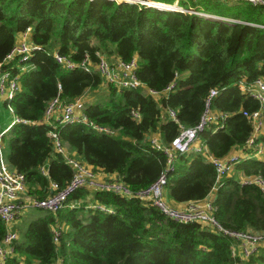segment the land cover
<instances>
[{
    "label": "trees",
    "instance_id": "obj_1",
    "mask_svg": "<svg viewBox=\"0 0 264 264\" xmlns=\"http://www.w3.org/2000/svg\"><path fill=\"white\" fill-rule=\"evenodd\" d=\"M157 1L215 16L126 0H0V62L19 72L21 83L6 103L25 119L13 123L3 136L8 134L7 159L26 175L30 195L47 196L52 180L65 185L74 173L55 147L52 128L59 131L70 156L97 171L116 173L115 179L135 191L150 185L167 167V154L153 145L152 135L169 143L180 123L196 125L213 87L219 88L213 109L225 116L200 133L209 153L224 157L238 147L254 153L246 146L254 126L244 110L259 109L260 101L241 83L264 77V3ZM28 26L41 48L28 59L15 56L6 62L18 34ZM55 51L75 61L89 55L93 64L100 54L127 60L136 55L137 73L146 86L120 87L106 81L94 66L68 68L58 62ZM171 83L173 87L164 91ZM150 87L163 92L154 95ZM88 90L92 93L85 113L115 132L100 131L83 120H45L47 105L57 94L64 102L79 96L85 100ZM169 108L177 111L180 122L170 116ZM262 115L264 119V108ZM257 140L264 144V130ZM237 168L264 177V155L246 158ZM217 176L207 153H179L169 173L168 193L177 202L198 201L217 186L213 215L221 224L232 230H264V189L230 173L217 185ZM91 202H102L114 212L94 208ZM6 230L0 218V241ZM18 233L15 253L6 264H47L58 258L68 264H264V243L242 257L233 253L236 240L211 225L177 221L137 195L88 186L73 192L65 207L47 210Z\"/></svg>",
    "mask_w": 264,
    "mask_h": 264
},
{
    "label": "built area",
    "instance_id": "obj_2",
    "mask_svg": "<svg viewBox=\"0 0 264 264\" xmlns=\"http://www.w3.org/2000/svg\"><path fill=\"white\" fill-rule=\"evenodd\" d=\"M121 1V0H119ZM149 4L164 9H179L189 12H196L200 14H208L195 8H183L178 4L167 3L164 1L153 0L161 4H152L148 0H126ZM254 3H264V0H250ZM32 31V27L28 26L24 34ZM41 48L40 45L29 39L17 41L11 52L7 56L6 62L12 60L15 56H20L22 59H28L34 49ZM55 56L59 63L68 67L74 68L81 66L86 70H91L93 66L100 71L104 79L110 83H114L120 87H139L146 86L144 81L138 76L137 69L139 66L138 56L127 60L120 56L108 58L104 54H100L97 62H92L89 55L81 61H75L70 56L55 51ZM25 69L24 65L20 66ZM243 83L244 89L248 90L251 95L260 101V108L254 111L244 110V113L253 122V132L249 137L246 146L254 148L255 152L262 153L264 151V144L258 141L259 133L264 130L263 108H264V77H258L249 83ZM174 83L169 84L164 91L172 88ZM61 87V86H60ZM21 88L20 73L13 72L10 68H4V63L0 62V93L6 99H12L17 91ZM148 91L154 95H159L160 90L148 88ZM219 93V88L213 87L210 89L205 100V110L201 116L200 121L194 126H186L180 123L179 133L169 142H164L159 134H153L151 142L157 148L163 149L167 154V167L161 172L159 177L150 185L140 188L137 191L133 190L127 183L115 178L100 177L97 170L93 169L90 164L70 156L65 144L56 128H52L49 134L52 135L56 149L66 156L68 163L74 169L72 178L65 184L61 185L58 181L52 180L50 183V192L47 196H28L23 198V193L27 189L26 175L11 166L5 158L3 151V132L0 135V218L7 225V230L3 239L0 241V264H6L9 256L15 253V240L19 233L17 230L10 227V224L18 217L19 213L27 207H40L48 211L57 212L68 204L69 196L81 186H88L91 188L111 190L116 193L124 195H137L145 200L150 201L158 207L166 216L177 221H200L202 223L211 225L214 229L232 236L239 242L242 257H249L258 247L259 244L264 243V230H255L252 228L246 230H232L221 224L213 215L212 201L207 204V208H201L197 202H190L185 207H177L171 204L166 195L167 183L169 180V173L174 167L175 158L179 153L188 151L209 152L206 143L199 141L201 131L209 126L219 117L225 116L222 111L213 109V99ZM11 110L16 111L13 105L9 104ZM85 100L83 96H79L71 101H62L60 94H57L48 103L45 110V120L54 121L55 119L71 123L75 121H87L89 125L100 130L115 132L109 127L100 125L97 122L90 120L85 113ZM168 112L171 117L180 122L177 116V111L174 108H169ZM136 117H140L137 110H133ZM25 119L16 115L13 123ZM209 158L214 164L218 176L217 185L220 184L221 178L225 173L231 172L235 162L240 158V154L233 153L228 156H216L208 153ZM42 169L47 173L45 165ZM244 182H255L264 189V177L258 174H250L248 177L242 178ZM217 187V186H215ZM74 205V204H72ZM94 208L101 209L106 212H114V208L102 202H95L92 204ZM60 229L55 228V240L59 241ZM233 253L236 254L235 245H233ZM25 264V263H23ZM47 264H68L63 258H58Z\"/></svg>",
    "mask_w": 264,
    "mask_h": 264
},
{
    "label": "rangeland",
    "instance_id": "obj_3",
    "mask_svg": "<svg viewBox=\"0 0 264 264\" xmlns=\"http://www.w3.org/2000/svg\"><path fill=\"white\" fill-rule=\"evenodd\" d=\"M229 1H236V0H229ZM239 2H243V0H241ZM173 4H175V3H173ZM261 11L264 12V9H262ZM204 15L205 16L207 15L208 17H212V14L211 13L204 14ZM109 58H112V57H109ZM91 93H92L91 90H88V92L85 95V101L86 100L87 101L91 100V97L87 98V96L88 95H91ZM6 101H7L6 100V97L0 93V132L2 130H4L6 128V126H8L10 123H12V121L15 119V116H16L15 113L11 110L9 104L6 103ZM1 133H0V135H1ZM7 135L8 134H6L5 136H2L3 137V140H4L3 141V151H4V155H5V158L6 159H7V155H8V145L5 144ZM236 173H238V172L236 171ZM248 176H249L248 174H245V175H243L242 178H245V177H248ZM214 190H216V189H214ZM28 196H31V195L28 193V191L26 189L25 193H23V198H26ZM168 200H169V202L171 204H173V205H175L177 207H180V206L172 203V202H174V199L170 196L169 193H168ZM210 202H211V200H206L204 202H200L199 201V202H197V204L201 208H207L208 207L207 204L210 203ZM91 203H94V202H91ZM83 211L86 212V209H83ZM45 212H47V210L44 209V208H40V207L30 206V207L24 208L22 210V213L19 216V218H16L11 223V227L13 229L17 230L18 232H21L22 230H24L28 226V224L30 223V221L33 218L39 216L40 214H44ZM233 245H235V250L237 251V253H242L241 250H240V246H239V242L238 241H235Z\"/></svg>",
    "mask_w": 264,
    "mask_h": 264
},
{
    "label": "crops",
    "instance_id": "obj_4",
    "mask_svg": "<svg viewBox=\"0 0 264 264\" xmlns=\"http://www.w3.org/2000/svg\"><path fill=\"white\" fill-rule=\"evenodd\" d=\"M29 39V40H31V41H33L32 40V31H30L28 34H24V32H21V33H19L18 34V36H17V41H21V40H23V39ZM241 87L244 89V87H243V83H241ZM7 100V99H6ZM216 110V109H215ZM216 111H218V110H216ZM16 117V116H15ZM13 124V121H12V123H10L8 126H6V128L4 129V130H2L1 132H6L7 130H8V128L11 126ZM0 132V133H1ZM3 133V134H4ZM2 139H3V137H2ZM199 141H202V142H204V140H203V138L201 137V136H199V139H198ZM4 141V140H3ZM205 143V142H204ZM5 144H7V142H5ZM207 145V144H206ZM8 151H9V146H8ZM205 153H207V152H205ZM209 153V152H208ZM207 153V154H208ZM233 153H237V154H240V158H239V160L237 161V162H235L234 163V165H233V167H232V169H231V172H228V173H230V175H235L236 177H238L239 179H242V177H243V175H245L246 173L244 172V170L243 169H238L237 168V165H238V163H240L241 161H243L244 159H246V158H249V157H251V156H255V157H257V158H261V157H263V155H264V151L262 152V153H258V152H255L254 151V153H252V154H248L247 152H245V150L243 149V147H238V148H235V149H233L232 151H231V153H229L228 155H231V154H233ZM227 155V156H228ZM208 156H209V154H208ZM210 159V158H209ZM236 171L238 172V173H236ZM98 172V174H99V176L100 177H103V178H114L115 176H116V173H109V172H105V171H103V170H98L97 171ZM227 173V174H228ZM214 189H216V187L214 188ZM212 190L205 198H203V199H201V200H198V201H183V202H177V201H175L174 200V202H172V203H174V204H176V205H178V206H180V207H184V206H186L188 203H190V202H204V201H206V200H213V198H214V196H215V192H216V190ZM166 195H167V198H168V189H166ZM21 213H22V211L19 213V215H18V217L17 218H19V216L21 215ZM7 226V225H6ZM10 227H11V224H10Z\"/></svg>",
    "mask_w": 264,
    "mask_h": 264
},
{
    "label": "bare ground",
    "instance_id": "obj_5",
    "mask_svg": "<svg viewBox=\"0 0 264 264\" xmlns=\"http://www.w3.org/2000/svg\"><path fill=\"white\" fill-rule=\"evenodd\" d=\"M148 1H149V0H148ZM152 4H155V3L152 2Z\"/></svg>",
    "mask_w": 264,
    "mask_h": 264
},
{
    "label": "water",
    "instance_id": "obj_6",
    "mask_svg": "<svg viewBox=\"0 0 264 264\" xmlns=\"http://www.w3.org/2000/svg\"><path fill=\"white\" fill-rule=\"evenodd\" d=\"M212 16H215V15H212Z\"/></svg>",
    "mask_w": 264,
    "mask_h": 264
}]
</instances>
